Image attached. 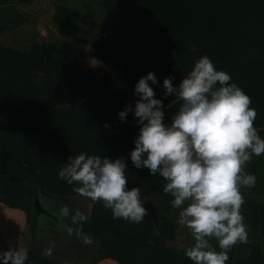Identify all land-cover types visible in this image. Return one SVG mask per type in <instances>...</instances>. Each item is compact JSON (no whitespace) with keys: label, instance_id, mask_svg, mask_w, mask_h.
Masks as SVG:
<instances>
[{"label":"trees","instance_id":"16d2710c","mask_svg":"<svg viewBox=\"0 0 264 264\" xmlns=\"http://www.w3.org/2000/svg\"><path fill=\"white\" fill-rule=\"evenodd\" d=\"M97 1L108 18H127L138 40L136 49L120 60L134 96L138 79L154 72L159 83H149L164 102L165 121L171 122L181 101L174 94L164 95V78L171 76L178 85L194 62L206 54L250 96V107L257 113L254 127L264 138V0ZM53 19L66 37L86 31L63 9H57ZM26 20L16 12L17 24ZM8 28L0 19V34ZM101 50L99 58L106 62L116 54L106 45H101ZM124 94L111 76L94 79L60 42H34L22 50L0 40V202L22 210L37 234L46 222L36 208L39 195L49 197L51 205L53 197L79 194L73 184L58 176L69 156L87 152L111 159L124 157L128 186L140 187L148 212L139 223L113 218L112 210L102 201H94L86 219L70 212L75 220H71V236L79 237L85 247L96 246L93 257L85 253L83 257L88 264L104 259L120 264H193L184 255L185 249L167 243L176 236L179 224L174 218L177 208L170 203L173 197L163 191L165 179L150 174L147 168H135L130 159L140 125L131 112L125 121L119 119V111L128 105ZM245 171L255 175L252 188L263 196H248L244 210L258 241L237 258L232 246L226 264H264V153L253 155ZM241 192L248 194L243 187ZM150 198L157 204L154 209ZM58 224L59 220L53 225L54 235L60 231ZM27 250L25 264H62L34 244Z\"/></svg>","mask_w":264,"mask_h":264},{"label":"clouds","instance_id":"9594fccd","mask_svg":"<svg viewBox=\"0 0 264 264\" xmlns=\"http://www.w3.org/2000/svg\"><path fill=\"white\" fill-rule=\"evenodd\" d=\"M150 81L159 83L152 71L136 82L134 107L129 104L118 113L121 122L133 113L140 125L130 159L135 168H147L165 179L163 191L173 197L171 205L180 209L177 223L194 237L184 255L193 264H226L231 247L248 238L240 211L241 188L254 185L256 177L245 166L253 155L264 153V138L253 123L256 110L230 73L218 69L206 54L178 85L173 77L164 78V95L174 94L181 101L171 122L165 121L164 102L156 97ZM109 126L106 122L105 127ZM127 168L124 157L81 152L68 157L58 176L73 184L77 193L102 201L113 218L139 223L148 209L140 187L128 186ZM77 215L84 219L83 214ZM213 238L219 250L211 243ZM45 254L51 255V250ZM27 259V249L0 251V264H25Z\"/></svg>","mask_w":264,"mask_h":264},{"label":"rangeland","instance_id":"374dc122","mask_svg":"<svg viewBox=\"0 0 264 264\" xmlns=\"http://www.w3.org/2000/svg\"><path fill=\"white\" fill-rule=\"evenodd\" d=\"M57 9H63L72 14L82 23L86 31L69 37L62 35L53 19ZM16 12L22 14L27 20L17 24L15 22ZM0 19L9 24V28L0 34V40L6 46L25 50L30 48L34 42H60L68 52L77 56L81 66L94 79H98L102 75L111 76L124 90V100L128 105L131 104L134 107L138 98L129 89L125 81V70L120 63L121 58L126 53L136 49L138 42L127 18L123 17L118 20L108 18L105 7L97 0H34L31 4H22L17 0H0ZM101 45H106L107 48L115 50L116 54L108 62L99 58L103 52ZM252 187L253 185L243 186L245 192L248 193L243 195L244 203L240 209L243 216L247 197L259 198L262 196L257 194L258 192H255ZM38 198L45 209L40 211V214L44 215L43 220L45 219L46 222L39 227L37 234H34L30 229L26 214L22 210L11 209L0 203L3 204L0 205V215L3 211L13 212L10 213L11 216L8 215L7 219L19 221L15 228L12 226L7 228L9 222L5 218L6 212L0 216V251L7 250L9 247L16 248V245L19 246V249L30 248L34 244V247L39 248L43 254L50 249L51 255L62 264H88L83 254L85 253L88 258L93 257L96 246L93 244L85 247L80 243L79 237L71 236L73 226L71 220L74 219L70 217V212L72 216L80 219V216L77 215L79 212L86 219L89 217L95 200L81 194L66 199L53 197L54 203H51V206L49 197L39 195ZM150 199L152 209H154L157 204L153 198ZM65 208L67 209L66 213L63 211ZM176 210L174 218L178 220L180 209L177 208ZM53 219L57 220L56 222L60 221L58 224L60 231L57 235L53 234V225L56 223ZM49 220L52 223H49ZM244 223L247 226V242L238 241L233 245L235 258L246 255L258 241L254 229L248 226L246 220ZM67 232L69 233L67 234ZM167 243L178 249H186L194 243V237L190 229L179 225L176 236L172 240H168ZM211 243L213 246H218V242L214 238ZM97 264L120 263L113 259H104Z\"/></svg>","mask_w":264,"mask_h":264},{"label":"crops","instance_id":"0c3cea01","mask_svg":"<svg viewBox=\"0 0 264 264\" xmlns=\"http://www.w3.org/2000/svg\"><path fill=\"white\" fill-rule=\"evenodd\" d=\"M0 203H2V202H0ZM3 204H4V203H3ZM3 204H0V205H3ZM4 205H5V204H4ZM11 209H13V208H11ZM15 210H19V209H15ZM5 212H6V214H7L5 218H6L7 222H9V225H8L7 228H11V226H12L13 228H15L16 223H18L19 221L15 220V219H14V221H13V220H12V221H11V220H8V219H7L8 215L11 216L10 213H13V212L3 211V212H1V215L3 216V214H5ZM22 212H23V211H22ZM22 212H20V213H22ZM16 213H19V212H16ZM23 213H24V212H23ZM23 213H22V214H23ZM1 215H0V216H1ZM12 215H13V214H12ZM15 215L17 216L18 214H15ZM0 220H1V219H0ZM19 220H20V218H19ZM21 222H22V221L20 220V223H21ZM0 229H1V228H0ZM16 248L19 249V246L16 245ZM23 249H28V248H23Z\"/></svg>","mask_w":264,"mask_h":264},{"label":"water","instance_id":"95a60500","mask_svg":"<svg viewBox=\"0 0 264 264\" xmlns=\"http://www.w3.org/2000/svg\"><path fill=\"white\" fill-rule=\"evenodd\" d=\"M36 208H37V210H38L39 212L45 210V209L43 208V206H42V204H41L39 198H38L37 201H36Z\"/></svg>","mask_w":264,"mask_h":264}]
</instances>
